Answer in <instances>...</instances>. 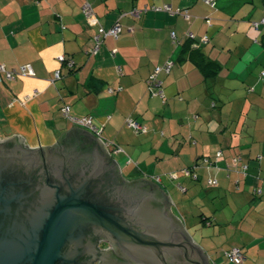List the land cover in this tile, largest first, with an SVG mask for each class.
<instances>
[{"label":"crops","instance_id":"obj_1","mask_svg":"<svg viewBox=\"0 0 264 264\" xmlns=\"http://www.w3.org/2000/svg\"><path fill=\"white\" fill-rule=\"evenodd\" d=\"M215 2L211 9L202 0H0V65H31L35 74L0 84V139L51 147L73 125L63 106L75 118L92 117L103 124L101 140L122 179L158 185L210 264H233L223 256L233 248L240 264H264V10L260 0ZM165 5L173 14L151 9ZM135 9L139 18L129 14ZM116 23L118 38L91 55L98 29ZM187 32L206 38L201 57L216 75L204 78L200 56L183 51ZM168 61L171 72L159 75L164 96L152 97L147 79ZM128 117L147 133L135 134ZM170 181L178 189L172 199Z\"/></svg>","mask_w":264,"mask_h":264},{"label":"water","instance_id":"obj_2","mask_svg":"<svg viewBox=\"0 0 264 264\" xmlns=\"http://www.w3.org/2000/svg\"><path fill=\"white\" fill-rule=\"evenodd\" d=\"M26 160L34 162L31 171L41 170L42 178L45 169L54 171L45 181L40 178L54 196L52 209L34 246L24 247L21 226L13 229L11 236H19L22 244L14 249L15 257L4 256L1 263L85 264L82 259L93 254L98 264H210L172 214L167 194L147 179H122L104 142L90 132L72 125L51 147L34 149L19 136L0 139V200L23 186ZM106 176L109 181L101 182ZM90 230L108 236V253L98 250Z\"/></svg>","mask_w":264,"mask_h":264},{"label":"flooded vegetation","instance_id":"obj_3","mask_svg":"<svg viewBox=\"0 0 264 264\" xmlns=\"http://www.w3.org/2000/svg\"><path fill=\"white\" fill-rule=\"evenodd\" d=\"M44 157L47 158V156ZM27 161L25 162V167L21 170V176L25 179L23 186H19L17 191L12 189L7 199L0 200V259L4 256L15 257L14 249L22 244L19 236H11L13 229L17 226L23 228L24 238L26 239V245L24 247H28L27 244L34 246L37 235H40L45 214L52 209L54 196L52 195V191L44 187V185H41V179L45 181L44 177H51L54 171L45 169L43 172L44 177L42 178L40 174L41 170L31 171L34 162ZM109 179L110 177L106 176V179L104 178L101 182H106L105 180L109 181ZM94 190L97 189L95 188ZM136 201H139V199ZM10 207L12 208L10 211L13 212L12 217L9 212ZM15 214L18 216L16 217ZM87 232L88 237L92 239V242L99 251L103 250L105 251L104 253L110 251V245L108 246L105 243L106 241L108 242V236L106 234L97 230ZM88 255L91 257L89 256L85 260L82 259L85 264L99 263L98 259H94L95 256L93 254ZM0 264L3 263L0 261Z\"/></svg>","mask_w":264,"mask_h":264},{"label":"built area","instance_id":"obj_4","mask_svg":"<svg viewBox=\"0 0 264 264\" xmlns=\"http://www.w3.org/2000/svg\"><path fill=\"white\" fill-rule=\"evenodd\" d=\"M203 3L211 8L214 7V0H202ZM153 11H164L173 14V11L171 10L170 6H163L162 8H151ZM142 11L140 10H133L129 14L133 18H139L142 15ZM82 14L85 17V19H90L94 16L93 9L89 3H84L82 6ZM186 20H188L187 15L184 16ZM262 23L264 24V19L262 20ZM254 27L257 28V24H254ZM121 31V26L119 23L114 24L110 29L105 30L102 27L98 29V32L96 36L93 38L94 45L93 48L90 50L91 55H95L99 47L101 46L103 40L106 37H114L116 38ZM172 38H174V34H171ZM190 39H193V35L191 33L188 34ZM206 38L203 39V42H206ZM57 60L61 64H65L68 67H72L73 63L72 60H69L65 58L64 56H60L57 58ZM172 68V62L168 61L165 62L163 65L158 66L154 69V71L150 74V76L147 79V90L150 96L152 97H163V91H162V82L159 80V75L161 73L168 74ZM34 71L31 67V65H24L19 67L16 70L8 71L4 65H0V84H2L4 81H14L18 78L23 77H34ZM261 76H264V71L261 73ZM61 78V74L59 71L55 72L53 74L52 79L50 80V83L54 84L56 81H58ZM109 93H113L112 89L108 90ZM35 94V92H34ZM28 97L24 98V101H26ZM61 114L64 119H67L71 124H73L76 127L85 129L86 131L90 132L92 135L96 136L97 138L101 139V133L103 131V124L97 123L95 119L92 117H84V118H75L70 115V109L69 107L65 106L61 109ZM125 124L128 128H130L135 134H145L147 133V129L137 123L132 118L128 117L125 120ZM221 152H218L215 156V161H218L222 159ZM205 164L208 165V167H211L213 165L212 162H209L207 160H204ZM235 163H239L240 159L236 158L234 159ZM245 167L242 168L244 170ZM182 174L191 177V179L195 180L197 177L192 173L191 170L185 169L182 171ZM170 178L175 179L176 174H170ZM208 185L211 187H215L217 185V181L214 179H210L207 181ZM182 190H184L182 188ZM257 192V191H256ZM224 258L228 260L229 262L233 264H240L243 261V255L241 254L240 250L238 249H230L228 251H225L223 254Z\"/></svg>","mask_w":264,"mask_h":264},{"label":"trees","instance_id":"obj_5","mask_svg":"<svg viewBox=\"0 0 264 264\" xmlns=\"http://www.w3.org/2000/svg\"><path fill=\"white\" fill-rule=\"evenodd\" d=\"M260 2H261V5H262V8H263V10H264V0H260ZM215 6H216V2H215V0H214V7L213 8H211V9H215ZM209 7V6H208ZM206 23L207 24H209L210 23V21L209 20H206ZM120 33H121V31H120ZM173 33V32H172ZM171 33V34H172ZM189 33H191V32H187V43L185 44V46H184V48H183V51L184 52H186L187 54H188V56H190L191 58H192V60H194L195 59V57H197V56H200V58H196V59H200L201 61L198 63V67H199V69H200V71L202 72V74H203V77L204 78H208V77H210V76H212V75H216V73H215V70H216V65L214 64V62H211V63H206L205 61V59L204 58H202L201 56H202V54H201V44L203 43V41L202 42H200V41H196L195 40V37H194V35H193V39H190L189 38V36H188V34ZM174 34V33H173ZM119 36V35H118ZM118 36L115 38V39H117L118 38ZM107 38V37H106ZM105 38V39H106ZM114 38V37H113ZM174 38H175V34H174ZM173 38V39H174ZM104 39V40H105ZM103 40V41H104ZM103 43V42H102ZM175 43V42H174ZM102 45V44H101ZM100 48V47H99ZM195 56V57H194ZM213 65H214V67H213ZM24 66V65H23ZM172 67H173V63H172ZM16 70V69H15ZM171 70H172V68H171ZM171 70H170V72H171ZM154 71V70H153ZM152 71V72H153ZM169 72V73H170ZM168 73V74H169ZM164 75H166V73H164ZM159 78V77H158ZM19 79V78H18ZM159 80H160V78H159ZM161 81V80H160ZM148 91V90H147ZM63 107H65V106H63ZM62 107V108H63ZM68 107V106H67ZM61 108V109H62ZM61 109H60V112H61ZM70 109V108H69ZM62 115V114H61ZM73 117V116H72ZM134 120V119H133ZM126 125V124H125ZM146 134V133H145ZM138 135H143V134H138ZM161 136H163V133H161ZM236 159V158H235ZM205 160H207V159H205ZM208 161V160H207ZM210 162V161H209ZM196 176V175H195ZM197 177V176H196ZM191 178V177H190ZM197 179V178H196ZM195 179V180H196ZM208 184V183H207ZM209 186V185H208ZM211 187V186H210ZM180 188V187H179Z\"/></svg>","mask_w":264,"mask_h":264},{"label":"rangeland","instance_id":"obj_6","mask_svg":"<svg viewBox=\"0 0 264 264\" xmlns=\"http://www.w3.org/2000/svg\"><path fill=\"white\" fill-rule=\"evenodd\" d=\"M166 187H167V189H170V197L172 196V194H173V191L176 193V194H178V189H177V187L176 186H174V183L173 182H171L170 181V183H168V184H166ZM180 191V190H179ZM169 194V193H168ZM171 199H172V197H171Z\"/></svg>","mask_w":264,"mask_h":264}]
</instances>
